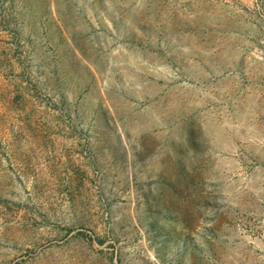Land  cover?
Masks as SVG:
<instances>
[{
    "label": "rangeland",
    "instance_id": "obj_1",
    "mask_svg": "<svg viewBox=\"0 0 264 264\" xmlns=\"http://www.w3.org/2000/svg\"><path fill=\"white\" fill-rule=\"evenodd\" d=\"M0 264H264V0H0Z\"/></svg>",
    "mask_w": 264,
    "mask_h": 264
},
{
    "label": "bare ground",
    "instance_id": "obj_2",
    "mask_svg": "<svg viewBox=\"0 0 264 264\" xmlns=\"http://www.w3.org/2000/svg\"><path fill=\"white\" fill-rule=\"evenodd\" d=\"M12 229V228H11Z\"/></svg>",
    "mask_w": 264,
    "mask_h": 264
}]
</instances>
